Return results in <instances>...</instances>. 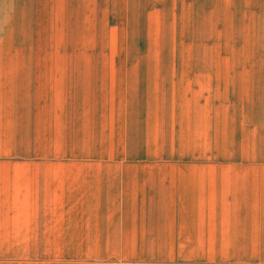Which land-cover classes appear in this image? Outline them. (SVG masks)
I'll list each match as a JSON object with an SVG mask.
<instances>
[{"label":"rangeland","instance_id":"obj_1","mask_svg":"<svg viewBox=\"0 0 264 264\" xmlns=\"http://www.w3.org/2000/svg\"><path fill=\"white\" fill-rule=\"evenodd\" d=\"M106 2L68 1L21 25L16 54L63 58L50 137L28 147L67 172L53 177L67 179L74 208L45 238L0 241V264H109L115 207L150 219L157 203L218 183L237 155L264 163V0ZM105 68L113 87L100 96ZM81 189L97 200L99 240H81Z\"/></svg>","mask_w":264,"mask_h":264},{"label":"crops","instance_id":"obj_2","mask_svg":"<svg viewBox=\"0 0 264 264\" xmlns=\"http://www.w3.org/2000/svg\"><path fill=\"white\" fill-rule=\"evenodd\" d=\"M68 1L0 0V49H7L0 51V241L45 238L67 208H74L67 179L53 177L67 172L52 167L51 153L28 147L50 137L52 94L62 87L63 58L14 50L21 25H29L31 17L65 13ZM94 1L98 6L108 0ZM106 72L110 69L93 85L100 96L110 95L113 87ZM256 155L231 159L230 166L220 167L218 183L211 180L206 189L179 192L177 206L157 203L151 207L156 217L115 207L105 232L109 264H264V163ZM80 192L87 233L81 240H99V221H92L91 210L97 200ZM85 208L91 209L84 213Z\"/></svg>","mask_w":264,"mask_h":264}]
</instances>
